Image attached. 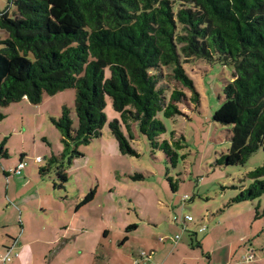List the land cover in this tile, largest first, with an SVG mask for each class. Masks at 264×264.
Masks as SVG:
<instances>
[{
  "label": "rangeland",
  "instance_id": "rangeland-1",
  "mask_svg": "<svg viewBox=\"0 0 264 264\" xmlns=\"http://www.w3.org/2000/svg\"><path fill=\"white\" fill-rule=\"evenodd\" d=\"M5 11L12 17L14 9L0 0V13ZM4 39L0 31V41ZM182 66L200 103L179 105L181 115L173 118L159 117L165 128L160 141L179 143L173 163L136 130L130 143L138 157L120 153L108 128L117 115L106 98L107 124L99 138L77 148L81 157L63 161V188L54 186L55 165L47 168L52 157L62 162L64 149L51 119H58L66 108L76 129V91L43 95L38 105L24 98L0 107V148L7 151L5 158L0 154L1 254L7 247L13 248V260L21 255L20 264H80L74 255L82 249L88 257L90 245L105 229L106 251L114 250L120 261L131 260L139 242L149 240L158 252L162 242L177 235L199 260L204 259L202 264H208L206 258L214 252L212 264L239 263L247 250L259 264L264 256V215L256 220L255 214L264 208V194L254 201L227 204L250 186L248 175L263 164L264 152H255L243 166L217 163L231 148V128L214 122L213 115L224 100V81L231 80L232 68L202 60ZM183 91L190 97L189 90ZM20 162L26 165L21 175L6 178L4 169H15ZM40 168L47 171L40 174ZM91 192L92 201L80 206ZM185 216L193 222L185 223L183 232ZM133 225L137 228L127 231ZM58 251L62 255L57 256Z\"/></svg>",
  "mask_w": 264,
  "mask_h": 264
},
{
  "label": "trees",
  "instance_id": "trees-1",
  "mask_svg": "<svg viewBox=\"0 0 264 264\" xmlns=\"http://www.w3.org/2000/svg\"><path fill=\"white\" fill-rule=\"evenodd\" d=\"M7 1L14 13H0V107L24 98L38 105L43 95L76 91V129L66 108L51 119L64 148L62 162L52 157L47 165H55V187L67 181L63 161L81 157L77 148L101 136L106 98L117 115L108 128L120 153L138 157L130 143L136 130L173 163L179 143L160 141L165 128L159 117L181 115L180 106L188 102L199 105L182 66L193 60L232 68L213 115L231 128V148L218 165L243 166L264 152V0ZM0 154L7 157L2 148ZM248 176L250 186L227 206L264 194V162ZM257 211L256 220L264 208Z\"/></svg>",
  "mask_w": 264,
  "mask_h": 264
},
{
  "label": "crops",
  "instance_id": "crops-1",
  "mask_svg": "<svg viewBox=\"0 0 264 264\" xmlns=\"http://www.w3.org/2000/svg\"><path fill=\"white\" fill-rule=\"evenodd\" d=\"M8 170L5 171L4 169L3 173L8 174ZM8 175H11V174H8ZM4 200H5V197H4ZM4 204H5V201H4ZM185 217H188V216H185ZM185 217L181 218L182 224L184 223L183 219ZM186 225L185 223L183 224V230H182L183 232H186ZM184 227H185V230H184ZM82 233H84V230H82ZM102 233H103L102 238L98 237L95 242L93 241L94 243L91 244L92 246L90 245V248H89L90 254L88 255V257L85 255L86 253L83 252L82 249L79 250L80 253H77L74 255L78 259H81L80 264H111L113 260L120 261L119 257H118V260L114 258L115 256H117V253H115L114 250L109 249L108 251H110L111 253L106 251L105 240L109 238V233L105 229L102 231ZM194 234L196 237V233ZM180 240H181L180 236L175 235V237L172 239L171 238L166 239L165 240L166 242L161 241L163 244L159 248L158 252L156 251L154 246L151 244L152 242H150L149 240H148L149 242L147 241V242H144L143 244L139 242L140 247L137 253H134L131 260L124 261L123 258H121L122 261L118 262L117 264H131L132 262L133 264H202L201 262L204 261V259L199 260V258H197V256H195L193 252L191 251L192 248L189 249L188 245L181 243ZM63 242H66L65 239ZM108 244L111 246L112 243L110 242V240ZM118 246H121V244H119ZM6 249L9 250L10 252H12L13 250V248H7V247ZM59 252L61 251H58V253ZM214 253L212 254V256H209L206 258L208 264H212ZM60 255H62V252L58 254L57 256H60ZM53 256H55V254ZM236 256H237V252H236ZM20 257L21 255L18 256L17 260H13L12 264H20V261H19ZM71 258L74 259V257H71ZM258 260H259V264H262V262L264 261V256L260 257ZM256 262L257 261L251 264H255ZM21 264H25V263L21 262ZM56 264H58V262H56Z\"/></svg>",
  "mask_w": 264,
  "mask_h": 264
},
{
  "label": "built area",
  "instance_id": "built-area-1",
  "mask_svg": "<svg viewBox=\"0 0 264 264\" xmlns=\"http://www.w3.org/2000/svg\"><path fill=\"white\" fill-rule=\"evenodd\" d=\"M25 164L23 162H20L17 168L15 169H9L8 174H13V175H20L21 172L25 169ZM184 223H190L193 221L191 217H185ZM183 223V224H184ZM185 230V227H184ZM204 228L200 229V231H203ZM13 256L11 255V252L7 250L6 254H1L0 253V264H12L13 262ZM254 261V253L250 250H247V252L241 257V260L239 263L235 264H250Z\"/></svg>",
  "mask_w": 264,
  "mask_h": 264
}]
</instances>
